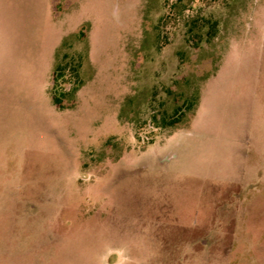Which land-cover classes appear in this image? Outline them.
Listing matches in <instances>:
<instances>
[{
  "label": "rangeland",
  "instance_id": "rangeland-1",
  "mask_svg": "<svg viewBox=\"0 0 264 264\" xmlns=\"http://www.w3.org/2000/svg\"><path fill=\"white\" fill-rule=\"evenodd\" d=\"M176 1L0 0V264H264V0H194L198 45ZM198 92L180 146L148 125Z\"/></svg>",
  "mask_w": 264,
  "mask_h": 264
},
{
  "label": "trees",
  "instance_id": "trees-1",
  "mask_svg": "<svg viewBox=\"0 0 264 264\" xmlns=\"http://www.w3.org/2000/svg\"><path fill=\"white\" fill-rule=\"evenodd\" d=\"M177 3L175 6L178 9L180 14V18L184 20V23L187 27V33L189 34V38L195 40L197 45L203 40H211L217 35L218 32V23L217 21H212L211 19L194 16V15H187V10L191 8H199L200 5H195L194 0H180L176 1ZM59 5V4H58ZM56 4L54 5V7ZM87 36V26H81L77 39L83 40L84 37ZM70 53H64L63 60L56 63L52 72V81L50 91L53 97L55 104L63 108L66 106L64 104L63 99L68 95H74L78 88L81 86L82 81L79 80L80 74L79 69L81 66L80 59H75V55H71ZM71 57V60H68V57ZM69 77L70 82V89L69 91L66 90L67 88H60V89H53L55 86L58 88V84H62L65 82L66 78ZM61 80V81H60ZM84 82V81H83ZM199 104V92L194 96L193 99L185 98L182 105H175L172 112L163 111L161 113H153L151 116L150 121L148 122L149 126L160 128V129H169L170 127H178L183 120V116L186 115V110H192L193 113L191 116V120L195 115L196 109ZM136 111V110H135ZM122 122H125V116L122 117ZM190 120V121H191ZM127 121V120H126ZM132 121V120H129ZM147 123V122H146ZM180 127V126H179ZM171 133V132H170ZM152 142V141H150Z\"/></svg>",
  "mask_w": 264,
  "mask_h": 264
},
{
  "label": "crops",
  "instance_id": "crops-1",
  "mask_svg": "<svg viewBox=\"0 0 264 264\" xmlns=\"http://www.w3.org/2000/svg\"><path fill=\"white\" fill-rule=\"evenodd\" d=\"M50 2H51V7H52V0H50ZM80 27H77L76 29H75V31L76 30H78ZM72 32V31H71ZM74 32V31H73ZM69 34V33H68ZM67 35V34H66ZM65 36V35H64ZM63 37V36H62ZM62 39V38H61ZM78 42V43H77ZM77 42H75V43H73L72 45H70V46H75L74 48V54L73 55H75L76 56V58H80V56L82 55V53H83V50H84V48H83V42H84V40H77ZM58 44H60V42L58 43ZM69 46V47H70ZM81 46V47H80ZM53 62H54V59H53ZM55 63V62H54ZM80 63H81V66H80V69H79V74H80V77L83 75V70L81 71V73H80V70L83 68L82 66H84V62L81 60V58H80ZM53 69H54V66H53V68H52V71H51V77H52V72H53ZM42 89H43V93H42V97L46 100V101H48V100H50L51 99V103H52V105H51V108L53 109V111H54V113L56 114V116H64V115H66V114H69V113H71L72 112V109H70V108H68V107H63V108H60V107H58L56 104H55V102H54V100H53V98H52V94H51V91H50V83L48 82V83H46V84H44V86L42 87ZM79 92V91H78ZM78 92H76V94L78 93ZM76 94H74V96H75V98H77V95ZM78 99V98H77ZM52 111V112H53ZM196 111H197V109H196ZM195 115H196V112H195ZM195 115H194V117L192 118V122L194 121V119H195ZM192 134H194L193 132H191ZM169 137V139H167V141L168 140H173L172 142H171V145L172 144H174V142H176V144L179 142V146H180V127L179 128H177L176 130H174V131H172L169 135H168ZM173 138V139H172ZM170 140V141H171ZM172 148V150H168L167 149V154L165 155L166 157H167V159L168 158H170V157H175V152H176V148H175V146H172L171 147ZM178 153V152H177ZM122 157V156H121ZM123 158H119V160H118V162H120L121 160H122ZM117 162V163H118ZM111 254H116V255H118V259L117 260H120V253L118 252V251H113ZM103 258H105V256L103 257ZM107 259H108V257H107ZM104 261V260H103ZM107 264H116L117 262L116 261H114V262H106ZM120 263V262H119ZM119 263H117V264H119Z\"/></svg>",
  "mask_w": 264,
  "mask_h": 264
}]
</instances>
